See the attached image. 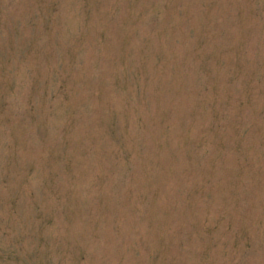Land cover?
I'll return each instance as SVG.
<instances>
[{
	"label": "rangeland",
	"instance_id": "obj_1",
	"mask_svg": "<svg viewBox=\"0 0 264 264\" xmlns=\"http://www.w3.org/2000/svg\"><path fill=\"white\" fill-rule=\"evenodd\" d=\"M0 264H264V0H0Z\"/></svg>",
	"mask_w": 264,
	"mask_h": 264
}]
</instances>
